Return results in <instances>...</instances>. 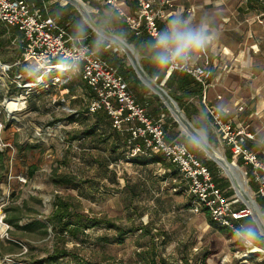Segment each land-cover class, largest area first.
I'll return each mask as SVG.
<instances>
[{
	"label": "rangeland",
	"instance_id": "1",
	"mask_svg": "<svg viewBox=\"0 0 264 264\" xmlns=\"http://www.w3.org/2000/svg\"><path fill=\"white\" fill-rule=\"evenodd\" d=\"M83 2L93 8V18L97 11L89 2ZM251 9L239 18L238 30L243 36L248 24L264 21V5L258 4ZM97 19H93L95 23ZM2 29L5 28L0 26V31ZM15 47L6 42L0 45V52L11 55L16 51ZM118 49L126 55L121 47ZM127 61L130 62L128 56ZM256 61V68L244 74L248 80L257 81L262 76L264 60L256 58ZM6 87H9L8 95L22 93L10 80L0 78V101L6 95L2 90ZM30 93L28 107L15 114V120L7 123L2 135L3 141L13 147L5 149L0 146V150L6 152V167L3 170L0 167V218L5 215L3 221L10 226L8 231L5 227L0 229V264H23L26 259L46 257L53 250L55 241L49 224L47 229L37 226L30 232L21 227L34 219L46 222L53 211L56 195L72 197L85 212L105 216L125 228L147 227L153 233L159 230L161 234L157 235L154 251L170 264H264V254L250 252L251 247L242 246L233 238L231 230L222 231L218 225L210 223L204 212L193 210L195 198L182 175L179 172L173 174L174 169L168 162H154V155L160 154L146 151L133 155V146L125 145L113 152V143L120 144L116 136L119 133L113 127L99 125L96 116L86 112L90 95L83 82L74 85L69 95H65L63 88ZM255 93L253 90L249 99ZM20 100H8L10 107H23ZM194 100L192 98L189 102L194 104ZM163 103L160 118H164L168 125L169 139L188 138L179 124L175 127L173 121L169 122V118L174 117ZM207 117H210L209 110L204 107L188 119L208 136L207 130L198 126L203 121L207 122ZM153 118L159 119L156 115ZM88 130H94L93 136H85ZM218 139L215 138L211 144L228 158L231 153ZM203 153L206 159L213 161ZM116 158L117 161L114 160ZM109 159L113 162L107 170ZM231 161L236 162L233 158ZM34 166L37 169L30 175V168ZM218 168V175L227 177L225 171ZM54 169L75 174L84 183L75 190L57 187L50 178ZM246 187L252 194L250 187ZM136 192L138 196L134 195ZM230 197L239 198L235 190ZM18 207L20 210H16ZM14 215L21 219L19 227L7 222ZM107 231L104 227L92 229L84 244L69 241L67 247H76L81 257L97 264H154L158 261L149 254L153 245L146 231L128 235L122 244L101 242L100 236ZM162 234L165 238L160 236ZM206 256L208 258L204 260ZM185 260L189 262L185 263Z\"/></svg>",
	"mask_w": 264,
	"mask_h": 264
},
{
	"label": "built area",
	"instance_id": "2",
	"mask_svg": "<svg viewBox=\"0 0 264 264\" xmlns=\"http://www.w3.org/2000/svg\"><path fill=\"white\" fill-rule=\"evenodd\" d=\"M58 2V1H54ZM104 5L123 17L130 28L140 35L146 31L150 36L160 30L159 23L169 17V10H174L171 0H136L137 8L133 14L126 8V0H103ZM264 5V0H257ZM62 6L67 2H59ZM47 5L44 11L26 0H0V22L9 29L17 28L22 33L20 42L23 52L13 63H0V78L10 80L20 95H6L0 101V146L12 148L3 141L2 135L8 122L15 120V114L28 107L31 92H48L62 89L74 80L86 83L96 97L88 105V114L94 115L105 109L112 118V127L119 132L131 135L130 145L133 155L151 152L160 154L164 160L172 163L186 181L189 192L195 198L193 210L200 212L206 209L219 227L231 230L236 223L253 215L249 207L240 208L239 198L227 197L217 186L210 168L201 161L184 143H170L167 140L165 119H154L130 92L128 82L97 51L82 43L49 14ZM190 12V11H189ZM69 61L74 68H66L63 61ZM191 75L203 88L202 104L208 108L211 118V129L219 136L220 141L231 153L235 164L243 171L246 186L254 193V198H264V160L249 147V142L256 140L250 126L243 122H234L230 118L232 111H218L217 107L208 104L207 91L214 77L211 58L207 52L200 55L187 68H176ZM21 98L23 107H10L8 100ZM219 99L222 97L219 95ZM225 108V107H223ZM244 110L243 105L238 111ZM261 207V206H260ZM264 213V209L261 208ZM0 222L8 231L9 225ZM258 248V247H254ZM250 249V252L254 251ZM264 254V249L258 248Z\"/></svg>",
	"mask_w": 264,
	"mask_h": 264
},
{
	"label": "trees",
	"instance_id": "3",
	"mask_svg": "<svg viewBox=\"0 0 264 264\" xmlns=\"http://www.w3.org/2000/svg\"><path fill=\"white\" fill-rule=\"evenodd\" d=\"M28 3L34 5L37 8H40L44 11L45 6L51 8L49 11V14L53 16L69 33V35L76 37V38H82V43L85 45H89L93 50L97 51L99 56L106 60L108 64L114 68L118 69V72L124 77V79L128 82L129 90L130 92L136 97L137 101L146 107L147 113L149 115H156L160 118L161 111L159 107L153 106V102L151 99H148V93L150 92V88L146 86L142 80L138 77L135 69L131 64H128L127 56H121L120 51L118 49V46H114L109 44V46L103 51H101L100 48L95 47V41L97 36L99 34L95 32L87 21L84 19L82 15H80L74 5L71 3H67L66 5H61L59 2H53L51 0H26ZM85 2H89V0H83ZM90 4L98 10L97 14L93 15V19L98 18L96 21V24L104 31H109L111 28L109 25H111L115 33H124L126 36V40L129 44L134 45L137 50L140 52L139 45L141 42L149 38L150 35L143 31L140 35H137L135 31H133L130 26L128 25L127 21L120 17L117 13L113 12L112 10H109L108 13H106V6H102L97 1H90ZM103 22L106 23V25L103 24ZM0 24H2L0 22ZM3 25V24H2ZM0 25V26H2ZM161 29L163 28L162 22L159 23ZM4 32L7 30L6 26H4ZM9 32L11 33V37L14 39L18 34L20 33L19 29L12 28L9 29ZM3 43H0L2 45ZM4 45V44H3ZM141 53V52H140ZM18 59V58H17ZM14 62V61H13ZM13 62H2V63H13ZM141 64L143 65L146 73L151 77L153 76V70L151 67L147 64L144 58L141 59ZM83 82L79 79L72 81L68 85L63 86V91L65 92V95H69L72 90H74V85H77L78 83ZM84 83V82H83ZM157 83L164 86L170 95L177 101L181 109H183L188 116V118H192L195 114L198 113L197 107L190 103L189 100L192 98H196L197 96L203 95V88L201 85L189 74L176 71L170 68L166 72L162 74L160 78H157ZM86 89H88L89 95H90V101L87 104L86 112L88 113V105L93 100L96 95L93 92V90L86 84ZM178 92L180 95H178ZM13 95V94H12ZM156 98H159L158 95H154ZM202 97V96H201ZM188 101V103L186 102ZM166 112L169 113L168 109L165 107ZM96 116V122L99 125L102 126H109L112 128V118L108 114V112L105 109L99 110L97 113L94 114ZM73 118V117H71ZM173 121L175 127L178 126V123L174 121L172 117L169 118V122ZM210 129V127H209ZM165 130L167 132V140L170 143H184L188 146V148L196 153L198 158L203 161L211 170L214 180L218 187H220L227 197L232 196L234 189L232 188V184L227 177H221L219 176V168L218 165L211 160L206 159L204 153L195 152L192 150L190 144L188 143L187 137H180L177 141L176 140H170L168 137V125L166 123ZM119 135L117 136V141H120V144L117 142L113 143V152H117L119 149H121L124 145L126 147L132 146L130 145V139L131 135L127 132H119ZM208 132V130H207ZM94 130H88L85 134V136H93ZM84 137V136H82ZM108 138V137H107ZM106 138V139H107ZM208 138L212 141L211 143H214V137L208 133ZM105 139V140H106ZM32 149V147H30ZM230 154V153H229ZM5 157L6 152L3 150H0V167L5 169ZM232 155H228L229 161L232 159ZM117 161L118 159H114ZM114 161V162H115ZM168 162L163 159L160 155H154V162ZM112 159H109L106 163L107 170L108 167L112 163ZM173 170V174H178V169L170 162H168ZM146 164V162H144ZM37 167H31L30 168V175H33L36 171ZM51 181L54 185L60 188H69V189H80V186L84 183V180L81 178H78L75 174L72 173H60L58 169H54L51 173ZM1 180V178H0ZM134 195L138 196L139 193H134ZM257 201L261 208L264 209V198L257 197ZM240 208H245L246 205L243 203H239L238 205ZM16 210H20L18 207ZM202 212H204L207 217L210 220L211 224L216 225L212 218L210 213L206 209H202ZM250 217V216H248ZM246 217V218H248ZM246 218L238 221L236 225L238 226L240 223H242ZM20 217L19 216H11L8 218L7 222L13 225L14 227L20 226ZM47 224L51 226L53 239L55 241L53 250L48 253L46 257L40 258V259H32L28 260L26 259L23 261V264L29 263V264H97L92 263V261H88L80 256L78 252H76L77 248L69 249L67 247V243L69 241H75L76 243L84 244L86 241L85 239L90 235V231L92 229H96L99 227H104L107 229V233L105 235L100 236V241L105 242L107 244H114L119 243L122 244L128 237V235L137 232V231H146V234H148L151 238L152 242V248L149 250L150 256L153 258H157V262L154 264H170L166 259H164L162 256H158L157 253L154 251V246H156V241L159 236H157L160 231L157 230L155 233H153L152 230L148 229L147 227H141V228H125L122 225H119L117 222L113 221L112 219H109L105 216H99L96 214H93L92 212H85L79 205L76 204L74 199L72 197H64L61 195H56L55 199L53 201V211L52 213L47 217L46 222L41 221L39 219H34L33 221L29 222L28 224L21 227L23 230L30 232L32 229H34L37 226L43 227L47 229ZM222 231H227L229 229L220 227ZM47 232V230H46ZM161 234V233H160ZM162 238H165V235H160ZM258 248L264 249V245H258L256 246ZM208 257L206 256L204 260H206ZM189 262L188 260H185V263Z\"/></svg>",
	"mask_w": 264,
	"mask_h": 264
},
{
	"label": "crops",
	"instance_id": "4",
	"mask_svg": "<svg viewBox=\"0 0 264 264\" xmlns=\"http://www.w3.org/2000/svg\"><path fill=\"white\" fill-rule=\"evenodd\" d=\"M90 1L91 0H89V3ZM92 1L104 4L103 0ZM171 1L175 4V7L174 10H169V17L177 13L184 15L191 14L196 17L207 16L214 22L219 37L208 51L211 58V67L214 71V77L210 81L207 91L208 104L210 106L214 105L229 108L232 111L230 118H232L234 122L248 124L250 130L256 135V140L249 142V147L254 149L264 160V71H262V78L258 77L257 81L245 78L246 73L248 74V72L256 68V66H254V64L257 63L256 58L264 60V21H262V23L248 24L246 26L245 36L238 30V28H240L238 27L240 24V15L243 12L249 13L252 11V7L260 3H258L257 0ZM125 8L129 13L133 14L137 8L136 0H126ZM95 11L98 13L96 8ZM165 22L166 20L162 21L163 27ZM103 24L106 25L105 22H103ZM2 26L4 27L5 25L3 24ZM109 26L111 27L110 29L115 31L111 25ZM6 29L5 32L4 29L0 31V43L5 44L9 42L17 47H15L16 51L11 55L6 52H0V63L13 62L17 58H20L23 52L22 45L18 42V39L22 38V33L20 32L18 36L13 39L9 32V28L7 27ZM16 40H18L17 43ZM133 47L142 59L141 53L134 45ZM120 54L121 56L125 55L122 50ZM128 64L131 63L128 62ZM234 67H236V69L232 70ZM258 72V74H260L261 70L259 69ZM153 79L157 82L156 77ZM252 89L256 91V95H254L252 99H249L253 92ZM2 90L5 92L4 89ZM154 95L157 94L150 89L147 98L152 100L153 106L159 107L163 111L162 104L164 103L162 99L160 97L156 98ZM178 95H180L179 92ZM219 95L222 97L221 99L218 98ZM201 96L202 95L199 94V96L196 97L197 99L194 98L196 101L194 100L193 102L197 109L201 108L203 110L205 106L201 102ZM186 102L188 103V101ZM239 105L244 106L242 112L238 111ZM150 116L153 118V114ZM207 118V122L203 121L199 123L198 126L208 130V133L214 137V140L215 138L218 139L219 137L216 133L213 132L214 135L212 134L213 130L210 125L211 118ZM218 140L220 141V139Z\"/></svg>",
	"mask_w": 264,
	"mask_h": 264
},
{
	"label": "clouds",
	"instance_id": "5",
	"mask_svg": "<svg viewBox=\"0 0 264 264\" xmlns=\"http://www.w3.org/2000/svg\"><path fill=\"white\" fill-rule=\"evenodd\" d=\"M97 31L99 36L96 38L95 47L100 48L101 51L109 44L128 51L124 33L107 35L99 28ZM218 37L214 22L209 17L177 13L166 20L162 29L144 39L139 49L142 57L153 70V76L160 78L170 68L187 69L194 60L211 49ZM62 63L66 68L75 67L67 60ZM147 85L151 86L152 80L147 78ZM217 110L222 113L228 111L223 107ZM185 127L188 128V143L192 150L199 153L208 151L212 142L208 136L192 132L190 125L186 124ZM232 232L233 238L246 248L264 245V213H253L234 227Z\"/></svg>",
	"mask_w": 264,
	"mask_h": 264
},
{
	"label": "water",
	"instance_id": "6",
	"mask_svg": "<svg viewBox=\"0 0 264 264\" xmlns=\"http://www.w3.org/2000/svg\"><path fill=\"white\" fill-rule=\"evenodd\" d=\"M67 3H71L72 5H74L81 13V15L84 17V19L87 21V23L89 24V26L91 27V29H93L95 32H97L99 34V32L97 31V29L99 28L100 30H102L93 20L92 18V11L93 8L91 6L86 5V3H84L82 0H64ZM87 7L91 8L92 11H90ZM104 31V30H102ZM107 35H112L113 33L108 32V31H104ZM127 48L128 51H125L124 48L123 51L126 53V55L128 56L131 65L133 66V68L135 69L138 77L142 80V82L147 85V78L152 80V85L148 86L152 91H154L167 105V107L169 108L172 116L174 117V119L176 120V122H178V124L180 125V127L184 130V132H186L188 134V128L185 127V125H190L191 126V130L194 133H198L202 136H205V133L195 127L193 125V123L185 117V115L182 113V110L179 106V104L177 103V101L170 95V93L161 85H159L153 78H151L145 71L143 65L141 64V58L139 53L135 50V48L133 47V45L129 44L127 42ZM213 145L210 143L209 144V150L205 151V153L219 166L221 167L224 171H226V167L228 168H238L240 169V167L235 164L233 161H229L228 158L225 156H222V162H219L218 160H216L215 158H213L212 154L214 153V149L212 148ZM216 152V151H215ZM220 153V152H218ZM232 184V187L234 188V190L236 191L238 197L242 200V202L249 207L253 213L256 214H261L263 213L261 210V207L257 201V199H255L250 193L249 191H247V193H243V189L244 186H246V182L242 181L238 184L235 182V180L232 179V177L227 176ZM240 189V191H238ZM240 192V193H239Z\"/></svg>",
	"mask_w": 264,
	"mask_h": 264
},
{
	"label": "bare ground",
	"instance_id": "7",
	"mask_svg": "<svg viewBox=\"0 0 264 264\" xmlns=\"http://www.w3.org/2000/svg\"><path fill=\"white\" fill-rule=\"evenodd\" d=\"M87 8L90 10L89 7H87ZM20 101H22V99ZM212 148L216 151V152L214 151V153L212 154L213 158H215L219 162H222L223 163L221 155L222 156H224V155H223L222 151L216 149L214 146ZM218 152H220V153H218ZM225 168H226V171H225L226 175L232 177V179L235 180V182L238 184V186H239V183L240 182H242V181L245 182V180L243 178L244 177V171L241 168L240 169H238V168L234 169L232 167L231 168H228L226 166H225ZM238 191H240V189ZM247 191H248L247 187L244 186L243 193H247ZM4 227L5 226L0 222V229L1 228H4ZM252 253H260V250H258V248H254V251Z\"/></svg>",
	"mask_w": 264,
	"mask_h": 264
}]
</instances>
